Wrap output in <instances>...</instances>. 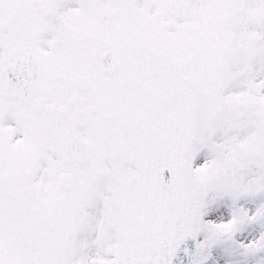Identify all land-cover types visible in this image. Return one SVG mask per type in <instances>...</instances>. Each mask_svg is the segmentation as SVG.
<instances>
[{
	"label": "rangeland",
	"instance_id": "rangeland-1",
	"mask_svg": "<svg viewBox=\"0 0 264 264\" xmlns=\"http://www.w3.org/2000/svg\"><path fill=\"white\" fill-rule=\"evenodd\" d=\"M28 1L0 0L1 17L6 21L14 17L19 26L16 38H0V57L14 59L9 53L14 46L36 48L48 69L52 61L43 48L46 39H37L26 24L31 12ZM62 1L67 26H80L77 31L88 35V40L82 37L79 42L77 36L72 39L56 32L61 40L58 48L70 63H78L83 55L89 65L95 62L100 38L131 24L141 28L155 55L138 51L137 46L118 50L122 74L137 80L141 76L146 83L139 89L135 82L120 99L123 124L115 122L107 137L92 138V164L78 166L69 160L55 136L52 118H33L28 147L26 141L7 146L19 157L18 164L8 165L15 197H10L8 188H0L4 189L0 205L11 208L0 213V234L9 235L11 226L22 238L42 227L47 216L50 236L40 237L46 244L43 264H75L81 253L74 250V227L81 212L72 195L67 199L57 193L51 175L56 180L60 173L73 172L78 181L87 182L88 173L122 176L135 171L143 180L131 189L115 182L110 191L116 199L103 213L117 226L137 215L144 221V261L136 264H150L147 257L158 256L168 262L188 234L195 236L199 248L196 264H224L227 259L232 264H264L263 221L250 245L239 241L245 224L261 215L258 205H264L262 198L252 199L255 192L264 193V0H172L171 4L170 0H80V9L78 0ZM109 4L115 9L113 26L98 19ZM87 17L92 23H86ZM3 67L0 59V71ZM5 104L19 105L3 102L0 111ZM163 167L172 175V188L167 191L157 180ZM25 187H31L28 196L23 195ZM249 198L239 207V199ZM127 251L131 259L133 254ZM23 253L9 249L0 264L40 262V256L34 259ZM127 260L123 264H130Z\"/></svg>",
	"mask_w": 264,
	"mask_h": 264
},
{
	"label": "flooded vegetation",
	"instance_id": "flooded-vegetation-1",
	"mask_svg": "<svg viewBox=\"0 0 264 264\" xmlns=\"http://www.w3.org/2000/svg\"><path fill=\"white\" fill-rule=\"evenodd\" d=\"M75 2V1H72ZM173 1L170 0L169 3ZM28 10H31L29 16L26 18L27 26L35 32L36 38L40 40L46 39V43L43 40L44 47L46 50V56L51 59L52 64L50 68H46L44 62L42 61V55L36 51V48H31L35 52L41 61L42 72L39 87L37 89V97L44 98L46 103L52 105L56 112L52 114V125L54 126V132L56 136H60V140L64 141L69 135L76 134L89 137L88 132L94 136L101 135L106 136L112 129V123L122 122L121 119V107L118 101V87L127 78L123 76L121 80H118L114 75H108L99 72L96 67L90 66L83 73L81 71L72 72L69 71L71 65L69 64L70 58L61 54L58 46L60 45V39L56 37V32L71 35L72 39L76 38L75 29L72 26H67L66 17L63 16L61 11L62 7L59 4H64L62 0H29ZM78 9L82 8V5L77 1ZM135 2H133V5ZM17 9L21 11L22 6L16 3ZM59 5V6H58ZM76 7V2L72 5V8ZM2 12H0V38L12 39L16 38L15 32L19 26H15L12 17L10 21H6L1 17ZM19 14V13H18ZM16 15V14H13ZM145 18V16H143ZM141 28L135 25H129L119 28L118 34L115 36L119 40L128 41V39H134L135 37H142ZM37 31V33H36ZM108 42H113V40H108ZM30 50V49H29ZM17 46L10 48L9 53L14 56L13 60L0 57L2 63L8 64L14 61L19 53L23 52ZM53 58V59H52ZM67 63V64H66ZM74 74V75H73ZM66 75V76H65ZM78 77H84V81H76ZM129 77V76H128ZM130 79V78H128ZM127 83V82H126ZM58 87V88H57ZM61 89H60V88ZM59 90V91H58ZM6 98L0 97V104L9 102ZM23 105L20 110L11 108V104L4 105V111H0V173H4V181L0 183V186L6 185L8 183L11 190H14L13 179L7 178L10 175V168L8 164L12 163L15 156L12 149L8 147H15L18 141L27 140L31 141L29 131L32 130V117H33V101ZM12 112L14 115L12 116ZM78 113L75 118L74 114ZM8 115L10 117H8ZM40 116H45L43 113L38 114ZM88 118V122L85 126L82 125L83 121ZM22 129V131L16 133V129ZM91 138H89V142ZM27 144V142H26ZM92 146V143L90 142ZM8 174V175H7ZM89 175L106 176L105 178L99 177V180H108V182L98 183L96 178L91 177L90 182H81L73 177V183L75 189L80 190L81 193L86 190L89 191L86 200L87 209L96 211L95 199L97 195H101L104 188L107 187L109 190L117 182L122 185L123 178L126 174L121 176V173H89ZM137 180V177L134 181ZM136 183V182H135ZM95 187V188H94ZM75 193V192H74ZM258 198L264 200V193L252 195V199L257 201ZM249 199H239L240 206L246 205ZM254 202L253 206L257 205ZM260 206V205H259ZM261 208L264 210V205ZM94 227H99L96 222H94ZM102 227V226H100ZM142 228V225H141ZM90 225L85 228V235L90 231ZM249 234V233H248ZM249 234L247 237L242 234L239 237L240 240L250 242L253 238ZM27 238V237H26ZM38 236L33 235L31 237V243L29 245L30 251L33 250L37 255L42 253V245L38 244L34 247V242L37 241ZM100 236L97 231L90 232L89 235L83 238V242L87 241L97 242ZM3 246H0L2 249ZM83 264H113V256L105 255L102 260L97 262L94 261V256L89 255L88 257H82Z\"/></svg>",
	"mask_w": 264,
	"mask_h": 264
},
{
	"label": "water",
	"instance_id": "water-1",
	"mask_svg": "<svg viewBox=\"0 0 264 264\" xmlns=\"http://www.w3.org/2000/svg\"><path fill=\"white\" fill-rule=\"evenodd\" d=\"M37 61L34 54L28 53L20 57L14 65L7 67L0 74L1 93L10 98L29 101L35 94V88L38 84L39 63ZM78 145L79 142H75L71 146L68 145V151L80 161L81 157H86L87 147ZM162 179L164 185L169 187L170 178L166 169L162 172ZM196 251L195 240L189 235L185 243L180 245L175 251L174 257L169 262L170 264H194L193 260L195 259ZM162 264L164 263L162 262Z\"/></svg>",
	"mask_w": 264,
	"mask_h": 264
},
{
	"label": "bare ground",
	"instance_id": "bare-ground-1",
	"mask_svg": "<svg viewBox=\"0 0 264 264\" xmlns=\"http://www.w3.org/2000/svg\"><path fill=\"white\" fill-rule=\"evenodd\" d=\"M224 264H232V261L230 259H227V261H224Z\"/></svg>",
	"mask_w": 264,
	"mask_h": 264
}]
</instances>
